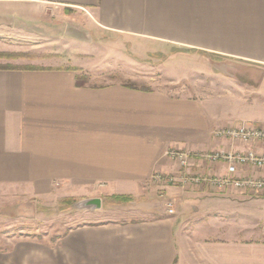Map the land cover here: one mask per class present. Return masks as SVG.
Listing matches in <instances>:
<instances>
[{"label":"crops","instance_id":"0c3cea01","mask_svg":"<svg viewBox=\"0 0 264 264\" xmlns=\"http://www.w3.org/2000/svg\"><path fill=\"white\" fill-rule=\"evenodd\" d=\"M69 27L123 35L146 54L210 53L235 72L222 80L221 92L199 97L118 83L79 86L75 69H0L1 216L63 197L164 204L148 217L88 221L53 244L10 239L0 264H264L263 196L151 181L156 172L181 173L165 155L170 147L264 151L258 142L214 135L238 122H264V112L241 117L233 91L264 94V0H0L2 38ZM169 76L183 80L190 69L169 67ZM192 170L227 174L224 162H199ZM259 173L245 165L237 176Z\"/></svg>","mask_w":264,"mask_h":264},{"label":"rangeland","instance_id":"374dc122","mask_svg":"<svg viewBox=\"0 0 264 264\" xmlns=\"http://www.w3.org/2000/svg\"><path fill=\"white\" fill-rule=\"evenodd\" d=\"M137 46L123 35L103 36L91 29L75 31L69 27L67 31L55 34L0 37V65L75 69L90 78L91 86L118 83L136 88L148 87L173 95L199 97L221 92L222 80H232L230 75L235 72V68L210 53L201 52L196 59H189L182 58L173 50L146 54ZM173 66L178 71L182 67L190 69V76L183 80L171 78L169 67ZM233 91L239 103L242 102L239 104L241 117L264 112V94L259 88L234 86ZM242 122L264 127V122L261 121ZM242 122L238 123L243 124ZM160 195L159 191L158 196ZM250 196L264 197V194L250 193ZM84 199L86 198L63 197L54 204H24L27 207L24 206L23 215L14 209L11 215L1 216L2 211L0 248H5L6 245L9 247L10 239L14 244L23 241L53 244L71 228L88 221L148 217L152 215L156 205H164L151 204L150 208H145V204H134L136 200L133 197L127 196L125 199L130 200L124 201L104 196L102 199L105 204L102 208L106 211L96 213L79 208L78 203ZM165 206L170 210L168 204Z\"/></svg>","mask_w":264,"mask_h":264},{"label":"built area","instance_id":"2783aa9c","mask_svg":"<svg viewBox=\"0 0 264 264\" xmlns=\"http://www.w3.org/2000/svg\"><path fill=\"white\" fill-rule=\"evenodd\" d=\"M218 138L228 139L232 142L246 144L260 143L264 147V127L243 123L231 125L215 130ZM165 155L177 164L181 173L165 174L156 172L152 176L153 184H182L183 186H208L216 191L229 188L238 189L247 193L264 194V151L258 152L254 148L246 151H192L170 147ZM199 162L217 164L224 162L227 166L226 175L195 173L192 168ZM251 165L260 171L259 174L237 176L241 166ZM169 212H174V204L168 201Z\"/></svg>","mask_w":264,"mask_h":264},{"label":"trees","instance_id":"16d2710c","mask_svg":"<svg viewBox=\"0 0 264 264\" xmlns=\"http://www.w3.org/2000/svg\"><path fill=\"white\" fill-rule=\"evenodd\" d=\"M18 67H13V66H4V65H0V69H17ZM27 69H38L36 67H28ZM90 82V78L85 75V74H81L79 73L77 75V84L79 86H85V85H88ZM130 88H136V87H133V86H129V85H126ZM137 89H141V90H145V91H150L151 88H148V87H144V88H137ZM115 198H117L118 200H130V199H125L127 198V196H114ZM129 197V196H128Z\"/></svg>","mask_w":264,"mask_h":264},{"label":"water","instance_id":"95a60500","mask_svg":"<svg viewBox=\"0 0 264 264\" xmlns=\"http://www.w3.org/2000/svg\"><path fill=\"white\" fill-rule=\"evenodd\" d=\"M78 206L91 211L100 210L103 207V199L101 197L86 198L80 201Z\"/></svg>","mask_w":264,"mask_h":264}]
</instances>
